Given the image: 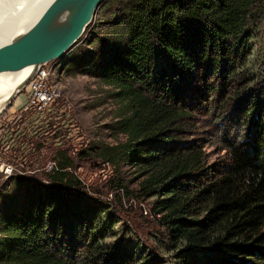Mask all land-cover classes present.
<instances>
[{"label": "trees", "instance_id": "trees-1", "mask_svg": "<svg viewBox=\"0 0 264 264\" xmlns=\"http://www.w3.org/2000/svg\"><path fill=\"white\" fill-rule=\"evenodd\" d=\"M117 2L119 30L97 39L92 58L74 59L70 51L67 59L112 88L117 112L111 126L123 139L89 142L79 157L97 158L114 171L128 164L139 179L135 196L150 200L160 233L149 229L146 241L139 239L110 201L84 191L62 149L56 170L35 171L20 202L6 203L0 263L264 264V75L241 92L247 101L241 115L263 119L259 139L241 147L233 137L230 163L212 170L216 174L206 171L195 143L178 134L186 135L179 125L190 91L201 99L212 93L205 78H231L238 65L250 72L247 78L264 74V43H252L264 0ZM196 104L207 110L210 103ZM109 188L131 194L118 177ZM252 253L256 261L246 260Z\"/></svg>", "mask_w": 264, "mask_h": 264}, {"label": "rangeland", "instance_id": "rangeland-1", "mask_svg": "<svg viewBox=\"0 0 264 264\" xmlns=\"http://www.w3.org/2000/svg\"><path fill=\"white\" fill-rule=\"evenodd\" d=\"M117 1L112 0L109 3V0H102L76 43L62 58L54 60V80L60 86L62 95L70 102V108L72 107L76 112V125L80 137L76 138L72 145L76 146L80 143V147H65L66 144L60 145L64 147L37 144V147L32 149L23 148L15 151L11 150L10 147L4 150L0 147V165L2 163L10 164L13 172L11 176H5L0 171V216L5 209L10 208L6 206V203L16 205L19 196L26 190V184L30 181L31 175L35 171H41L47 161L56 160L58 151L67 149L65 152L73 162V170L71 169V171L74 176L81 180L84 186L83 189L88 195H99L101 199L110 201L113 207L120 212L123 224L133 228L138 238H141L144 242L148 237L146 233L149 229H155L160 233V229L156 224V217L150 214L149 211L150 200L146 198L138 199L135 196L139 179L134 177L132 168L128 164L121 163L118 170L114 171L109 164L101 162L97 158L79 157V152L82 148H85L81 146L89 142L109 144L123 139V135L116 133L111 126L116 119L117 112V101L110 94L112 88L102 82L94 73L84 71L85 67L82 68L67 59L70 51L74 55V59L80 57H84L83 59L92 58V54L99 47L97 39L101 37L106 41V38L113 36L114 31L119 30L120 10ZM261 8L264 10V2ZM257 13L259 15L263 14L259 10ZM258 22L261 23L260 26L262 27L256 31L257 38L252 42L255 46L264 43V32H262L264 14L262 18L259 17ZM240 59L238 58V60ZM248 75H250V72L243 71L238 65L233 75L231 74V78H223L221 73L205 78V84L212 86V89H210L212 93H206L203 99L199 98V94L190 91V93H193L191 105L188 106L186 115L182 117V122L179 125L180 130L187 129V131L185 132L186 135L180 131L178 133L179 139L184 142L192 140L195 143V147L200 151L203 165L206 171L209 170V174H216L217 172H212V170L214 171L216 168L223 169L224 166L228 165L229 153H231L232 145H234L231 141L233 137L237 139V142H242L241 147H247L248 142L255 143L259 139L258 131L262 129L263 119H254L257 118L254 115L253 118L241 115L240 107L244 102H247L245 99H241V92L242 89L253 85L251 79L255 78L257 80L264 74L251 78H247ZM243 76L245 78L241 79ZM203 79L200 80V84ZM262 89L263 95L261 98L264 99V86ZM210 95L212 97H209ZM237 100H239V103H236ZM195 102H198L196 105L210 104L207 106V110H201L200 107L192 105ZM11 110L12 107H9L6 112L8 113ZM253 112L254 109L251 114ZM227 113H229V116H227ZM256 124H259V126H256ZM251 133L252 138L250 137L249 140ZM262 138H264V135ZM32 144L34 146L35 143L32 141L30 145ZM256 145L261 146V144ZM39 177H42V175ZM116 177L121 178L131 194H125L121 189L115 191L109 188L110 180ZM230 259L232 262H246L243 259V261H239L240 258L238 257H231ZM256 259L255 253L246 258L248 261H256ZM246 264L252 263L246 262Z\"/></svg>", "mask_w": 264, "mask_h": 264}, {"label": "built area", "instance_id": "built-area-1", "mask_svg": "<svg viewBox=\"0 0 264 264\" xmlns=\"http://www.w3.org/2000/svg\"><path fill=\"white\" fill-rule=\"evenodd\" d=\"M54 60L40 64L34 74L20 87L0 111V147L15 151L41 146L72 145L80 137L76 112L62 95L54 80ZM12 107L10 112L7 108ZM32 141L35 143L34 146ZM79 144L71 147H78ZM57 169L55 160L47 161L41 170ZM5 176L13 174L10 164L2 163Z\"/></svg>", "mask_w": 264, "mask_h": 264}, {"label": "water", "instance_id": "water-1", "mask_svg": "<svg viewBox=\"0 0 264 264\" xmlns=\"http://www.w3.org/2000/svg\"><path fill=\"white\" fill-rule=\"evenodd\" d=\"M101 2L102 0H50L25 28L10 39L0 42V72L31 66L30 73L16 91L27 82L40 64L60 59L72 48Z\"/></svg>", "mask_w": 264, "mask_h": 264}, {"label": "bare ground", "instance_id": "bare-ground-1", "mask_svg": "<svg viewBox=\"0 0 264 264\" xmlns=\"http://www.w3.org/2000/svg\"><path fill=\"white\" fill-rule=\"evenodd\" d=\"M49 1L0 0V42L10 39L25 28ZM30 71L31 66L28 65L0 72V111Z\"/></svg>", "mask_w": 264, "mask_h": 264}]
</instances>
